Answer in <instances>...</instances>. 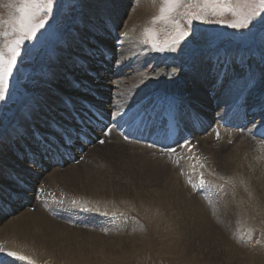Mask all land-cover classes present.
I'll return each instance as SVG.
<instances>
[{
    "label": "bare ground",
    "instance_id": "obj_1",
    "mask_svg": "<svg viewBox=\"0 0 264 264\" xmlns=\"http://www.w3.org/2000/svg\"><path fill=\"white\" fill-rule=\"evenodd\" d=\"M6 2L7 0H0V15H6L4 9L6 11L7 9L2 7V4ZM152 3L153 2L151 0H111V3H109L108 10H111L116 23L115 25H110V27L113 29L112 35H105L106 37L109 36L110 41L109 39L108 41L110 46L105 42L106 40H104V45L101 46V50L103 51L104 48L106 53H113L114 55L115 53L119 54L118 58H116L119 60V62L117 65L113 64V66L110 63L111 61H105L99 54H93L94 48L98 44L97 39H93L92 36H88L86 40L89 42L90 39L91 42L96 44L94 47H89L88 42L84 40L83 37H80L81 30L82 33L86 32L84 31V26H87L89 29L91 25L96 22L98 11L94 0H82L83 7L86 9L85 13L79 21V24L70 29L69 35L71 38H68V42L66 41L65 46L61 45L58 47L56 59L55 61H52V72H50L51 75L45 77L43 75L45 73L39 74V77L43 83V86H41L43 88L41 93L43 96L41 97L43 99L47 97L51 100L42 99L43 101H41L40 99L34 97V99L31 101L26 102L24 107L17 113L18 120L15 122L13 121L14 123L12 124L10 123L11 125L9 124L10 126L7 127L3 135L0 137V165H2L4 170V174L0 175V183L3 184L5 189H7L12 184V181L7 175L10 170H14L15 172L19 173L27 181L26 195L14 198H8L5 195L3 198L4 202H0L3 204L0 206V249H3V251L0 252V258H5L12 264H15V262L17 264H37V260L39 261L42 257H50L54 263L75 260L78 263L83 264H117V262L121 260L123 254L126 251L128 252L126 248H116L115 246H109L110 248L107 247V249H101L100 246H98L92 252L94 256L91 258L90 255L81 253L82 251L76 253L73 252L72 249L69 250L67 246H64V239L62 238L63 235L58 231V229L72 230V228L65 225V223H61V221L54 217L51 218L49 215L47 216L45 213L46 210L38 203V200H35V190L38 187L46 189V186L41 184V177H43L45 173L47 171L49 172V170L52 168L53 169L50 170L51 173L49 172L51 175L49 173L46 174V178L49 181H59L60 178L67 180L70 179V174H72V176H79L80 174L83 175V177L87 176L86 180L91 182L90 189L92 191H98L99 186L101 187L103 184L106 185L107 182L104 178L100 177H95L93 179L89 177L90 175L88 172L82 173L81 170L76 171L77 169L59 175L58 172L61 167H58L56 164L51 165V163H48L43 159H40V161H37V163L33 165L28 164L24 159H17L19 156L18 153H23V146H21V143H23L25 146H28L29 148L36 149L35 145H33L34 141L32 138L34 129L48 131L47 121L51 120L53 116L52 114H49L50 111L47 112L48 108L46 107H51V109L56 106H60L62 109L65 108L58 102V100H56L59 99L57 94H61L65 100L69 95L76 96V98H71V101L77 106L76 108H79L81 104L79 103L78 97L83 96L84 98H90L89 100H91L93 104L97 106H105L108 108L111 106L113 111L120 112L129 107L131 104L142 99H145V101H150L151 97L156 92L163 91L166 93H175L186 98L187 102L193 107V109L205 116V119L201 121V124L203 123L202 126L204 127L207 123L209 124L212 119V114L214 112L212 101L214 99H217V102L219 103L218 109L214 113H219V110H221L225 105L229 106L236 99V97L238 98V96H240L241 92H244L243 94L246 101L251 98L252 105H256L255 108L260 110L258 115H264V91L259 92L257 87L254 86L256 80L255 77L237 79L236 77L231 76V74L234 73L230 74L228 72V75L230 74L228 80L224 81L223 87L219 85L218 87L220 88H218L216 85L219 83L216 82L220 77L223 79V74L222 70L214 73L217 67L216 64L213 65V68H210L207 71L203 69V64H198L197 67L194 66V68L189 71L186 68V65L175 57H170L168 55L148 57L149 55L147 48L140 50L141 45H139V42L137 43L139 38L138 32L144 20L147 19L152 11ZM123 14L126 17L125 20L122 19ZM117 33L120 36V45L118 47L115 45V42H117ZM124 33H127V37L124 36ZM73 45L80 46L75 47V51H68V48H73ZM222 48L223 47L216 49L222 50ZM228 48H225L223 51H221V57L224 60L229 59L231 54V50ZM250 48L252 51V47H249V49ZM232 49L234 50V48ZM249 49L243 51L242 53L245 56L250 54L251 51ZM257 50V58L259 61H262V51H260L258 46ZM217 53H219V50L216 51L215 55ZM91 57H95V60H97L96 65H92L94 67L93 72L97 73L95 78H91L87 72L77 75L79 72L76 70L74 77L77 78V76H80L78 80H76L77 82L69 80L71 83L70 84L67 83V80L62 81L60 79H56L58 75L60 76L59 73L63 72V69H66L65 67H67L66 71H70L69 73H72L75 71L74 65L79 62L82 65L87 66ZM214 58L215 56L213 59ZM71 63H73V65ZM102 64H105L104 67ZM89 65L88 67L90 68L91 64ZM112 66L113 68H109ZM130 66L132 68H130ZM241 67H243V65H241ZM43 78L46 79L43 80ZM82 83L84 84L81 85ZM65 88H67V91L71 89L76 93L69 94L66 92V90L64 92L63 89ZM81 88H86L88 91L94 93V96L97 97V99L89 97L87 93L81 91ZM52 95L55 96V98H53ZM52 101H56L57 105L53 107L54 104L51 103ZM105 101L111 103L107 105ZM41 114L45 115L46 117L45 123L44 120L41 119ZM66 115L67 119L69 120L70 115L68 111H66ZM69 124L72 123L70 122ZM192 124L196 125L195 123ZM216 130H218L216 139L213 137L212 133L206 134L207 129L204 131L205 134H200V136L197 134V154L202 161L205 157H208L207 159L210 158L211 160L214 159V164L215 162L217 164V159L219 162L222 158V160L225 161V166L228 170H230L233 177L239 175L242 176V181L240 182H243L247 185L245 186L246 189H249L248 185L254 186L255 188V194L251 198H247V194H242V203H245L244 197L249 201L256 199L255 197H257V193L261 192L260 189L258 190V186H260L259 184H261V181L263 182L264 180V177L262 179L258 177V175L261 173V176H264V172H262L264 171V146L259 145L257 140L247 133L236 134V131L225 128H217ZM113 134L116 137L111 138V135ZM107 140H109L108 144L110 145L109 149L112 156L118 154L120 160L125 159L128 162L132 180L126 186L131 187L130 189L134 200H146L148 203L155 205V207L161 208L165 212L163 219L165 221V226H163L165 228L164 231L166 234L164 236L170 241V243L162 245L164 242L168 241L165 240L162 242V239H159L161 246H159L157 242L151 244L152 248L155 249L157 253L168 255L172 258L176 257L186 264H199V260L195 258L194 255L187 254L188 248L186 249L185 246L178 244L180 235H188L189 239L193 235H201L202 237L204 236L206 238H210L209 242L215 246V250L217 245L219 246V244L223 243V245L226 247L225 252L230 253L236 251L235 247L237 246L230 239H228L229 236L226 237L224 235L227 233L229 225L225 226L222 224V221H219L222 219H220V216L222 215L220 212L226 207H220L222 205L217 206L215 208L217 210L214 214L213 210L209 208L205 209L201 202H199L193 196H187V193L184 191L185 189H183L176 176L162 167L160 160L156 158L159 155L156 151L154 152V149L136 143L126 142L120 139L113 131L108 135ZM232 141H235L233 143L234 148L232 150H226L227 152H225L223 155H218V151L226 149L225 147L232 143ZM94 146L96 147L97 144ZM79 147L83 148V151L80 154L78 151ZM90 148H92L90 145L87 146L81 142L75 143L74 147H70L72 152L78 156H81ZM134 152L140 154L142 157L139 155L136 156L137 154L132 156ZM215 152L216 154L214 155ZM39 153L40 152L38 151L37 155H39ZM38 162H40L41 166H44L46 169L49 167L50 169H45V172V170H43L41 167H37ZM123 162L124 161H122V164ZM207 164L208 166L210 165L209 163ZM212 165L209 167L212 168ZM80 166L84 165L81 164ZM223 166L224 165L220 164V167L223 168ZM212 171H214V168ZM215 172L216 177H218V174L221 173V171L217 173V170ZM210 175L214 176L215 174L212 172ZM225 176L227 177V175ZM5 181L7 183H5ZM112 186H114V184ZM90 194L93 195L94 192H91ZM261 197L264 200V190H262ZM38 198L39 197H37V199ZM89 201L92 203L85 202V205H88L92 208L98 207L95 201ZM70 202L71 201H69V203ZM242 203L239 204L240 211H242L241 209L243 208ZM4 204H7V207ZM27 205H34L36 210L34 212L25 211L24 208ZM59 205H61V203H59L57 207H54V209L58 208ZM62 205V207H64L65 204L62 203ZM255 205L256 204H253V208L256 207ZM256 209L259 210V206L256 207ZM226 212L227 210L225 213ZM233 212L232 214L235 213ZM12 213H15L16 215H12ZM226 214H229V212ZM224 222L229 224L230 221L225 220ZM230 223H232V219ZM88 231L89 232L87 233L92 235L94 234V237L99 233L96 230ZM108 233L104 234L103 236H97L107 239L105 237H108ZM183 233H186L187 235ZM136 244L134 243V245ZM102 246L105 245L102 244ZM136 247L137 245L135 248ZM143 247L144 246L141 245L137 247V250ZM262 247H259V249ZM132 248H130V250ZM262 251L263 250L257 251L258 258L256 259L258 263L255 262L256 260L252 261L251 258L246 255L244 257L246 259L244 260L248 264H264V251ZM9 252H15L17 255L8 256ZM21 255L25 256L26 260H20L18 257ZM186 257L187 259H185Z\"/></svg>",
    "mask_w": 264,
    "mask_h": 264
},
{
    "label": "rangeland",
    "instance_id": "obj_2",
    "mask_svg": "<svg viewBox=\"0 0 264 264\" xmlns=\"http://www.w3.org/2000/svg\"><path fill=\"white\" fill-rule=\"evenodd\" d=\"M151 1L153 2V0ZM76 2L77 0H59L61 7L54 8V13H58L59 18L50 20L49 25H47L46 28L41 31V33L37 34V38L35 40L25 42V45L22 48V57L18 60L17 71L14 72V76L10 80V83H9V92L6 94V99L4 101H0V137L3 135V133L5 132L8 126H10L12 123L18 120L17 113L20 109L24 107V104L26 102L31 101L32 99H34V97L37 99H40L41 101H43L44 99L51 100L47 97H45L44 99L41 97L43 96L41 94L43 91V88L41 87L43 86V83L39 77V74L45 73L43 74L45 77H48V75L49 76L51 75L50 72H52V64H53L52 61H55L56 59V56L58 54V47L61 45L65 46V43L68 40V38L69 37L71 38V36L69 35L70 29H72V27L74 26H77V24H79V21L83 17L85 10H86L84 9V7L77 8L75 12L72 11L73 5ZM186 2L195 3V0H186ZM160 7H161L160 0H155V3L154 2L152 3V11L150 15L147 17V19L144 20L138 32L139 38L137 40V43L139 42V45H141L140 50H143L146 48L148 49V55H149L148 57H155L158 55H168L170 57H175L179 61L183 62L189 71H191L194 68V66L197 67L198 64H203L204 66L203 69L207 71L208 69L211 68V65L209 66V64H207V61H205V58L209 57L213 59V57L215 56L214 59H215V62L217 63V60L219 58H222L221 51L223 50L216 49V48L223 47L222 49H225V48L231 47V48H228L231 50V54L228 60L231 61L230 59L233 58L234 60L233 65H235L234 70L235 71L237 70L236 73L234 74L230 73L231 76L236 77L237 79L246 78V77H250V78L255 77L256 80H255L254 86L257 87L259 92L264 91V88H263L264 87V58H263L264 56V26H262L259 22H256V26L250 27L249 30L237 31V30L228 28L226 25H222V24H206L201 21H193L191 25L193 35H190V37L188 38V42L186 44H182V46L178 48L175 53H171V52L157 53V52H152L147 45L142 44L140 41L142 39V34H143L144 29L146 27L152 26L151 25L152 17L158 14ZM4 11L6 12V15L4 17L7 18L8 10L6 11L4 9ZM180 11H184V9H180ZM123 16L124 14L122 15V19L125 20L126 17L125 16L123 17ZM227 18L231 19L230 16ZM181 22L184 23L183 20ZM161 27L162 26L160 24L156 25L157 30H160ZM87 29H88L87 26H84V31L86 32L82 33L81 29H80L81 32L79 31L81 35L80 37H83L84 40H86L88 36H92V34L89 31H87ZM161 38H163V34L161 35ZM108 39H109V36L104 37V40H106L105 42L110 46L109 44L110 39L109 41ZM86 41L88 42V40ZM95 45L96 44L91 42L89 39L88 46L94 47ZM77 46H80V45H73L72 46L73 48L71 49L68 48L69 49L68 51L70 52L75 51V47ZM257 46L259 47L260 51H262V55H263L262 61H259V59L257 58V53H258L256 49ZM249 47H252L253 50L251 51V48L249 49ZM232 48H234V50ZM248 49L251 51V53L250 51L249 53L252 54L249 58L248 56L250 54L245 56L242 53L243 51H246ZM217 50H219V53L215 55ZM118 56L119 54H117V58ZM242 59L243 60L245 59V64L248 67V71H245L246 69L242 70V68L239 70V68L236 67V64L240 65L239 63L241 62L240 60ZM118 62L119 60L116 59L115 64L117 65ZM243 62L244 61H242V63ZM96 63H97V60H95V57H91L88 63V65L91 64L90 68L88 67V65L85 66L79 62L76 65H74L75 71L72 73H69L70 71H66L67 67H65L66 69H63V72H60L59 73L60 76L58 75L56 79H60L62 81L67 80V83H70L69 80H73L77 82L76 80H78L80 76H77V78L74 77L76 70L79 72L77 73V75L82 74V73L84 74L87 72L88 68L89 70L90 69L93 70L94 67L92 65H96ZM71 64L73 65V63ZM113 64H114V61H113ZM66 66H69V65H66ZM130 68L132 67L130 66ZM217 68L218 67H216V69ZM220 70H222V74H223L222 68H220L219 70H215L214 73ZM253 70L255 72L254 74H256L257 72L256 76L252 75ZM45 79L46 78H43V80ZM83 84L84 83H82L81 85ZM63 90L64 92L66 90V92L69 94L76 93L72 91L71 89L67 91V88ZM57 95L59 99H56V100H58V102L65 107V98L62 97L61 94H57ZM79 96H82V95H79ZM52 97L55 98V96L53 95ZM69 97L72 99L76 98V96H73V95H69L66 98H69ZM51 103L54 104L53 107L57 105L56 101H52ZM46 108L49 109V110L47 109V112L50 111L49 114H52L53 116L51 120L57 121L58 119H60V120L65 121L68 124V121H67L68 119H67L65 108L62 109L60 106L54 107L55 109L54 108L51 109V107H46ZM45 118H46L45 115L41 114V119L44 120V123H45ZM48 131L50 130L48 129ZM112 137L114 138L116 136L113 134L111 135V138ZM108 141L109 140H106L105 141L106 143H104L103 145L97 144L96 147L98 149L95 146H91L92 148L88 149L87 152L81 155L83 156V159L81 161L77 163L68 162V163L63 164L62 166H58V167H61V169L58 172L59 175L77 169L76 171L81 170L82 173L88 172V174L90 175L89 177L93 179L95 177L104 178L107 181L106 185L103 184L101 187L99 186L98 191H92L90 189L91 182L86 180L87 176L83 177V175H80V174L79 176H72V174H70L71 177L70 179H67V180L60 178L59 181H54V180L49 181L46 178L47 177L46 174H48L49 172L51 173L50 170L53 169V168L50 169L49 167L47 168V169H50L49 172L48 171L46 172L47 170L46 169L45 175L41 177L42 179L41 184L46 186L47 190H49V192L53 196V199L51 201L52 203L48 205L47 201L49 203V197L45 198V196L42 195L40 196V201L38 200L39 201L38 203L46 210L45 213L47 214V216L49 215V217L51 218L54 217L58 219L59 221H61V223H65V225L72 228V230H65V229L59 230L58 229V231L61 232V234L63 235L62 238L64 239V246H67L69 250L72 249L73 252H76V253L82 251L81 253L90 255L91 258H93L94 256L92 252L98 246H100L101 249L103 248L107 249V247L109 246H115L116 248H126L128 252L126 251L123 254V256L121 257V260L117 262V264H186L185 262L180 261V259H177L176 257L172 258L168 255L159 254L155 251V249L152 248L151 244H154V242H157L159 246H161V244L159 243L160 242L159 239L160 240L162 239L161 240L162 242L165 240L168 241V242H164L162 245L170 243V241L166 239V237L164 236L166 234V232L164 231L165 221L163 220L165 212L161 208L155 207V205L148 203L146 200L144 201L134 200L132 193H131V189H130L131 187L126 186L132 180L128 162L125 159L123 160L122 158H121L122 160H120L119 159L120 157L118 156V154H115V155L113 154L114 156H112L111 151L109 149L110 145L108 144ZM234 142L232 141V143L228 144L225 147L226 149H222L221 151H218V155L225 154V152H227L226 150H232L234 148L233 146ZM133 154L132 156H135L136 154H137L136 156L138 155L140 156V154L136 152H134ZM215 154L216 152L214 153V155ZM195 156L198 157L197 161H199L197 162L195 166H191L190 161H186L183 159L179 161H180V165H182L184 169L187 170V172L190 171L188 173L193 172L191 171L192 169L191 167H194L198 172L203 173L204 176L207 178L205 179L209 181V185L212 188V191L210 193L207 192V196L205 197L194 194L187 188L186 185H184V182L182 181L183 177L180 173H178V170H177L179 169V164L175 165L174 160H169L167 157L161 156V155L157 156L156 158L160 160V164L162 165L164 169H166L167 171H170L173 175L176 176V178L178 179L183 189H185L184 191L185 193H187L186 195L190 197L193 196L195 199L201 202V204L203 205L205 209L209 208L213 210L215 214L217 210L215 208L217 206L222 205L220 207L227 208V209L224 208L220 212L222 214L220 216V219L222 218L224 221L226 220L230 222L232 219V223L230 222L229 224L225 223L222 219L219 221H222V224H224L225 226L229 225L228 226L229 229L227 233L224 235L226 237L229 236L228 239H230L238 248L235 247L236 251L232 250L233 252L229 251L230 253H227L225 252L226 247L223 245V243H221L219 244V246L217 245L216 250H215V246L210 244L209 242L210 238H206L204 236L202 237L201 235L200 236L193 235L189 239L186 233H183V234H186L187 236H184V235L179 236L178 244L185 246L186 249L188 248L187 254L194 255V257L199 260L198 262L199 264H248L244 260L246 259L244 258L245 255L251 258L252 261L256 260L255 262L258 263L256 259L258 258L257 251L259 250L264 251V203H263L264 200L261 197L262 190H264V180L263 182L261 181V184L258 183L260 185L258 186V190L260 189L261 192L257 193L256 195L257 197H255L256 199H252L249 201L244 197L245 203H242L241 196L243 193L247 194L246 195L248 196L247 198H251L255 194L254 186L248 185L249 189H246L245 186L247 185L243 182H240L242 181V176L239 175V176L233 177L231 175L230 170H228L227 167L225 166L226 165L225 161L222 160V158L220 159L219 162L217 159V164L216 162L214 164V159L211 160L210 158L207 159L208 157H205L204 160L202 161L198 154H195ZM87 157L89 158V160ZM122 161H124L123 164H122ZM179 161H176V163ZM207 163H209L210 165L213 164L212 168L209 167L210 165L208 166ZM81 164H83L84 166H80ZM220 164L224 165L223 168L220 167ZM201 165H203V167H201ZM213 168H214V171H212ZM216 170L218 171L217 173H219L220 171L222 173V174L219 173L218 177H216V172H215ZM211 171L213 172V174H215L214 176L210 175L212 173ZM222 175L223 177L225 175L229 177L227 178L225 176L223 178ZM261 175L262 173L258 175L260 179L264 177ZM220 178H222L223 180ZM108 182L110 183L112 182V183L110 184ZM5 183L7 182L5 181ZM113 184L114 186H117V187L112 186ZM215 185L217 186L215 187ZM219 185H221L222 187ZM214 187H215V190H213ZM220 188H223V189H220ZM91 192H94V194L93 195L90 194ZM89 200L95 201L98 207H95L96 208L95 209L88 205H85V202L92 203ZM59 201H63V204H65L67 207L77 206V207L95 209L98 214L94 211L89 213L90 216H92V220L90 221L92 224L93 223L96 224L95 227L94 225L92 226L86 225V223L84 222L75 223L72 220H69L64 216L63 217L59 216L58 218V216H56L53 213V210H54L53 208L58 206ZM69 201L71 202L69 203ZM73 201H76L77 204L73 205ZM240 203H242L243 205V208L241 209L243 212L239 210ZM253 204H256L255 205L256 207L259 206V210H257L256 207L253 208ZM24 209L27 212L28 211L34 212L36 210L34 205H29V206L27 205L25 206ZM61 209H62L61 207L58 209L60 213H62ZM224 210L225 211L227 210L230 216L229 214H226L227 212L225 213ZM230 211H232L234 214H232V212ZM100 212L112 213L113 218L116 215H117V218L112 222L106 221L104 222L105 224L99 225V222L102 221V216H99ZM64 214H66V212H63L62 215ZM12 215H16V214L12 213ZM224 215H226L227 217ZM103 218H104V215H103ZM88 230H96L97 232H99L97 234L99 236H103L104 234L110 231L111 232L108 233L107 235L108 237H105L107 239H104V238L98 237L97 235H95L94 237L93 236L94 234L92 235L90 233H87L89 232ZM257 241H259V243H257ZM134 243L135 244L137 243L136 244L137 247L141 245L144 247L141 249L139 248V250H137L138 248L137 247L135 248L136 245H134ZM102 244H104L105 246H102ZM243 247L247 249H244ZM259 247H262V248L259 249ZM130 248H132L133 250L132 249L130 250ZM42 258L39 261L37 260L36 263L37 264H83V263H78L75 260L74 261L68 260L65 262L54 263L52 262V258L50 257H42ZM185 259H187V257ZM15 264L17 263L15 262Z\"/></svg>",
    "mask_w": 264,
    "mask_h": 264
},
{
    "label": "snow or ice",
    "instance_id": "obj_3",
    "mask_svg": "<svg viewBox=\"0 0 264 264\" xmlns=\"http://www.w3.org/2000/svg\"><path fill=\"white\" fill-rule=\"evenodd\" d=\"M94 2L98 10L97 22L93 23L87 31L92 34L93 38L98 40V44L94 48V54L103 57L101 46L104 45V36L112 35L113 29L110 25H115L116 22L111 10H108L111 0H94ZM153 2L155 3V0ZM160 3L161 7L158 14L152 17V26L144 29L140 41L142 44L147 45L152 52L175 53L182 44L188 42L190 35H193L191 29L193 21H201L206 24H222L237 31L249 30L250 27L256 26V22L264 26V0H195V3H188L186 0H160ZM2 7L6 8L8 13L7 18L0 15V101H4L6 94L9 92V83L14 76V72L17 71L18 60L22 57V48L25 42L35 40L37 34L49 25L50 20L59 18V14L54 13V8H60L61 5L59 0H7L6 3L2 4ZM82 7L81 0H77L72 11L75 12L77 8ZM180 9H184V11H180ZM229 16L231 19L227 18ZM182 20L184 23L181 22ZM157 24L162 26L160 30H157ZM162 34L163 38H161ZM124 36L127 37V33H124ZM119 39L120 36L117 33V43H119ZM228 71V68L223 69V80L220 81L221 87L224 86V81L229 78ZM68 103H72L71 109L68 108ZM81 108H84V106H81ZM84 110L91 112V108H84ZM65 111H68L69 115L77 111L76 105L70 97L68 102L65 103ZM145 113H147V109H145ZM72 118L75 121V116ZM47 127L51 134L59 138L61 144L66 147L69 145L72 140L71 132L64 129L63 134H61V131L57 129H62V126L53 120L47 122ZM32 138L37 148L49 150L52 146V141L49 140L48 135L39 129L32 133ZM104 142V140H100L101 144ZM184 146L189 147V150H191L189 145ZM169 151L175 152L176 150L169 149ZM17 159H24L30 165L37 163L36 153L32 152L31 149L22 153ZM3 174L4 170L0 165V175ZM7 175L12 184L5 189L3 184L0 183V202H4L5 195L8 198H14L27 194V181L19 173L10 170ZM189 184L196 187L192 184L191 178H189ZM200 186L202 188L206 186L202 176ZM59 203L62 204L63 201H59ZM76 204L77 202L73 201V205ZM83 210L87 211L88 209ZM2 251L3 249H0V252ZM16 255L15 252L8 253V256ZM18 258L22 261L26 260L23 255Z\"/></svg>",
    "mask_w": 264,
    "mask_h": 264
}]
</instances>
